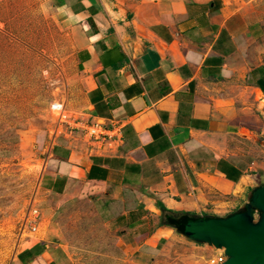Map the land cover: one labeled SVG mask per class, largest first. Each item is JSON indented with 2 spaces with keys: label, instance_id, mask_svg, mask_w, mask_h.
I'll return each instance as SVG.
<instances>
[{
  "label": "crops",
  "instance_id": "0c3cea01",
  "mask_svg": "<svg viewBox=\"0 0 264 264\" xmlns=\"http://www.w3.org/2000/svg\"><path fill=\"white\" fill-rule=\"evenodd\" d=\"M57 8L77 45L80 99L68 111L121 130L97 149L62 128L44 193L88 202L134 263L155 264L186 242L163 208L234 213L264 182L252 172L264 136V0H57ZM10 264L74 261L61 226L42 214Z\"/></svg>",
  "mask_w": 264,
  "mask_h": 264
},
{
  "label": "rangeland",
  "instance_id": "374dc122",
  "mask_svg": "<svg viewBox=\"0 0 264 264\" xmlns=\"http://www.w3.org/2000/svg\"><path fill=\"white\" fill-rule=\"evenodd\" d=\"M76 51L57 0H0V264H10L29 237L22 220L30 204L61 226L74 264H136L88 202L53 201L42 186L52 141L62 129L58 109L73 110L71 102L80 99ZM253 155L252 172L264 180V136ZM54 203L55 210L49 207ZM232 210L213 206L207 213L224 217ZM220 250L186 238L164 249L155 264H211Z\"/></svg>",
  "mask_w": 264,
  "mask_h": 264
},
{
  "label": "water",
  "instance_id": "95a60500",
  "mask_svg": "<svg viewBox=\"0 0 264 264\" xmlns=\"http://www.w3.org/2000/svg\"><path fill=\"white\" fill-rule=\"evenodd\" d=\"M244 210L228 216L193 219L184 236L217 249H224L222 264H264V183L256 186Z\"/></svg>",
  "mask_w": 264,
  "mask_h": 264
},
{
  "label": "built area",
  "instance_id": "2783aa9c",
  "mask_svg": "<svg viewBox=\"0 0 264 264\" xmlns=\"http://www.w3.org/2000/svg\"><path fill=\"white\" fill-rule=\"evenodd\" d=\"M58 119L63 132H67L72 137L78 136L85 142L89 143L92 148L102 149L105 144L114 140L120 133L121 126H113L109 128L101 121L87 120L81 114L70 113L64 106L58 109ZM42 221V212L36 204H30L27 212L23 216L22 227L24 232H28L29 236L39 231ZM212 261L211 264H222L227 256L224 249Z\"/></svg>",
  "mask_w": 264,
  "mask_h": 264
},
{
  "label": "trees",
  "instance_id": "16d2710c",
  "mask_svg": "<svg viewBox=\"0 0 264 264\" xmlns=\"http://www.w3.org/2000/svg\"><path fill=\"white\" fill-rule=\"evenodd\" d=\"M244 209L245 208L243 207L240 210H244ZM163 210L165 213V219H164L165 224L176 228V230L182 235H184L185 225L187 224L188 221L193 220V219L202 218V217L217 216V215H202L201 216V215L193 214L189 212L178 213L172 210H168L166 208H163Z\"/></svg>",
  "mask_w": 264,
  "mask_h": 264
}]
</instances>
